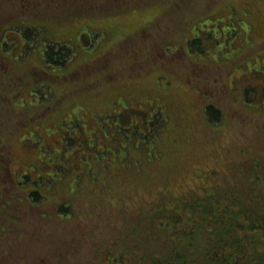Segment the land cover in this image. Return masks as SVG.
<instances>
[{
    "label": "rangeland",
    "instance_id": "obj_1",
    "mask_svg": "<svg viewBox=\"0 0 264 264\" xmlns=\"http://www.w3.org/2000/svg\"><path fill=\"white\" fill-rule=\"evenodd\" d=\"M257 171L264 0H0V264H130Z\"/></svg>",
    "mask_w": 264,
    "mask_h": 264
},
{
    "label": "trees",
    "instance_id": "obj_2",
    "mask_svg": "<svg viewBox=\"0 0 264 264\" xmlns=\"http://www.w3.org/2000/svg\"><path fill=\"white\" fill-rule=\"evenodd\" d=\"M56 50H44L45 60L61 62L71 54L65 45ZM214 110L208 105V113ZM249 181L246 188L236 186L226 195L204 188L181 197L173 207L154 209L151 221L162 222L161 233L154 234L165 249L147 255L134 251L130 264H264V178L257 171ZM117 262L126 264L124 259Z\"/></svg>",
    "mask_w": 264,
    "mask_h": 264
}]
</instances>
